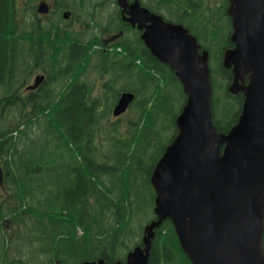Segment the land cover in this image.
<instances>
[{"label":"trees","instance_id":"1","mask_svg":"<svg viewBox=\"0 0 264 264\" xmlns=\"http://www.w3.org/2000/svg\"><path fill=\"white\" fill-rule=\"evenodd\" d=\"M12 1L0 0L3 52ZM32 3L25 0V84L38 69L39 34L45 78L25 90L22 114L16 105L0 112V264L123 262L154 218L150 174L176 132L186 95L141 41H118L110 56L99 40L64 39L57 25L37 29ZM227 3H183L197 25L187 29L209 53L212 122L221 132L236 122L243 100L229 92L231 72L221 64L233 46ZM122 91L135 96L111 119ZM148 264H191L169 219L155 229Z\"/></svg>","mask_w":264,"mask_h":264},{"label":"water","instance_id":"2","mask_svg":"<svg viewBox=\"0 0 264 264\" xmlns=\"http://www.w3.org/2000/svg\"><path fill=\"white\" fill-rule=\"evenodd\" d=\"M116 2L186 95L176 132L150 174L154 218L140 244L116 264H148L155 229L165 219L191 264H264V0H228L225 8L233 46L223 51L221 64L231 72L229 92L243 96L226 132L212 122L208 51L183 25L150 13L138 0ZM42 78L37 75L30 87ZM134 96L122 91L112 115L124 113ZM2 177L0 167V184ZM79 264L110 263L98 258Z\"/></svg>","mask_w":264,"mask_h":264},{"label":"flooded vegetation","instance_id":"3","mask_svg":"<svg viewBox=\"0 0 264 264\" xmlns=\"http://www.w3.org/2000/svg\"><path fill=\"white\" fill-rule=\"evenodd\" d=\"M132 1L134 0H128ZM32 2L33 19L37 29L41 28L40 24L57 25L58 32L64 39L99 40L106 47L103 50L110 56L114 52V44L121 40H139L144 45L141 38L143 29L127 20L128 15L117 5L116 0H32ZM138 2L141 7L150 13L160 15L165 21L179 23L188 29L197 27L190 11L188 15L183 14L184 0H138ZM12 3V23L3 37L7 43V50L3 52L0 48V112L5 111L7 106L16 105L17 111L22 114L25 90L39 87L45 78V69L40 67L44 61L40 62L39 57V34L33 48L38 69L36 73L28 76V82L25 84L23 33L25 0H13ZM41 5L44 9H40ZM191 6L197 9L199 2L195 1ZM2 54L4 57L1 58ZM37 75H43V78L36 87L31 88Z\"/></svg>","mask_w":264,"mask_h":264},{"label":"rangeland","instance_id":"4","mask_svg":"<svg viewBox=\"0 0 264 264\" xmlns=\"http://www.w3.org/2000/svg\"><path fill=\"white\" fill-rule=\"evenodd\" d=\"M210 66V65H209ZM114 118V116H111V119Z\"/></svg>","mask_w":264,"mask_h":264}]
</instances>
